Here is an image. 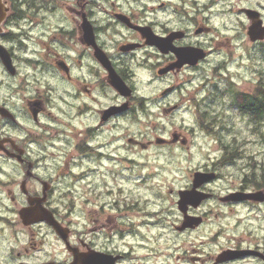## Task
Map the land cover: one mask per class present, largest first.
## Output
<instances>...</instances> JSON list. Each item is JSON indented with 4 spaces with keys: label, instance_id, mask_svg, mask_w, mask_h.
<instances>
[{
    "label": "flooded vegetation",
    "instance_id": "obj_1",
    "mask_svg": "<svg viewBox=\"0 0 264 264\" xmlns=\"http://www.w3.org/2000/svg\"><path fill=\"white\" fill-rule=\"evenodd\" d=\"M0 4V192L26 240L11 250L13 264H264V157L242 152L245 137L214 134L204 123L213 98L197 91L224 76L236 46L247 57L264 46V0ZM256 84L231 109L263 151V79ZM178 116L194 117L219 148L170 189V211L163 174L148 173L143 156L190 150L193 127L159 125ZM29 201L53 222L24 224Z\"/></svg>",
    "mask_w": 264,
    "mask_h": 264
},
{
    "label": "rangeland",
    "instance_id": "obj_2",
    "mask_svg": "<svg viewBox=\"0 0 264 264\" xmlns=\"http://www.w3.org/2000/svg\"><path fill=\"white\" fill-rule=\"evenodd\" d=\"M232 51H234L232 52L233 60L227 67L228 71H222L224 76H219L221 75L219 74L221 72L216 71V73L211 76L209 85L198 86L197 91L200 97L208 94L209 97L213 98V103H211L213 106H211L209 112L212 116H207L204 123L213 127L214 134L218 131V137L222 136V140L224 141H226L224 136L229 138L236 137L240 140L245 137L249 144H247L246 147L241 148L242 152L257 158L264 157V145H262L261 149H263V151L261 150V154V151H258L259 148L258 145H256V142H248L249 138H255L248 133V130L251 128L245 127V123H243L245 120L243 117L234 113L231 109V107L238 106L233 102L236 99L234 93L239 94V91L242 90L252 92L259 79H263L264 81V46H252L249 53H252L253 57H247V50L241 46H236ZM224 56V54H220V57ZM218 59L215 56L213 61H217ZM262 88L264 90V86H262ZM158 122L159 125L166 126L168 129L170 126H190L195 129V132L197 131L196 120L191 116H178L173 119L163 118L158 120ZM262 131H264V127L262 128ZM207 135L202 134L199 131L195 133L192 139V146L189 150L190 153L185 148L176 147L175 149L166 148L150 150L143 156L147 163L148 173L163 174L160 178V181L162 182L159 184L161 186L158 190L164 194L163 197L166 198V206L168 210L173 211L176 202V196L170 194V189H176L179 184H183V179L187 175L188 169L202 166L205 163L206 158L214 159L218 155L219 144L215 142V138ZM5 170L6 175L1 176V181L8 184L11 180L10 170L8 167H5ZM7 173H9V175H7ZM157 179L158 176H155L154 179L150 181L151 188L148 193L151 198L154 197V186H156ZM77 186L79 191L80 187L79 185ZM8 188L11 187L9 186ZM80 199L81 198L79 197L74 198L75 208L78 212L79 208L82 206V201H80ZM68 201L71 202V198H68L67 202ZM15 213V206L10 201L9 197L4 196L0 192V264H13L11 250H17L25 240V234L19 230V226H14V224L13 226H10L11 222L18 221ZM163 239H166L167 243H169V241L173 240V236L166 235ZM168 256L169 254L166 255V258ZM150 263L156 264L153 260H151Z\"/></svg>",
    "mask_w": 264,
    "mask_h": 264
},
{
    "label": "water",
    "instance_id": "obj_3",
    "mask_svg": "<svg viewBox=\"0 0 264 264\" xmlns=\"http://www.w3.org/2000/svg\"><path fill=\"white\" fill-rule=\"evenodd\" d=\"M3 16H4V12H3L2 6L0 4V21L3 18ZM258 27H259V23H253V25L249 28L248 35H249L250 39L253 40V41L256 40L257 38H262L260 35H258L257 37L252 35L253 32H254V28L258 29ZM122 86H123V84L119 80V87L121 88ZM161 141H164V139H161ZM198 178H199V173H197L195 175V181L198 180ZM191 195H192L191 192H181L180 193V201H183V203H190L191 202ZM198 197H199V201L198 202H200L201 200L207 198V195L198 196ZM29 206L26 207V208H22L19 211L20 219L22 220V222L24 224H30V223H34V222H38V221H47V223L53 222V219H52L51 216L49 218L46 215L39 214V213L35 212V210L32 208L31 201H29Z\"/></svg>",
    "mask_w": 264,
    "mask_h": 264
},
{
    "label": "trees",
    "instance_id": "obj_4",
    "mask_svg": "<svg viewBox=\"0 0 264 264\" xmlns=\"http://www.w3.org/2000/svg\"><path fill=\"white\" fill-rule=\"evenodd\" d=\"M234 95H235V97H236V99H235V101H233L234 103H236L238 106H243L244 105V102H243V100L241 99V97H240V94H238V93H234ZM263 99V101H264V98H262ZM262 109H263V111H264V106L262 107ZM216 134H218V131H216ZM220 138V137H219ZM264 138V137H263Z\"/></svg>",
    "mask_w": 264,
    "mask_h": 264
}]
</instances>
